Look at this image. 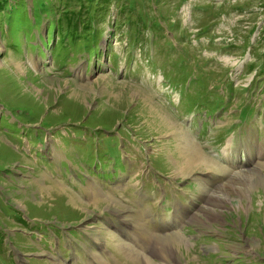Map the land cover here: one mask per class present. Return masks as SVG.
Here are the masks:
<instances>
[{"label": "rangeland", "instance_id": "rangeland-1", "mask_svg": "<svg viewBox=\"0 0 264 264\" xmlns=\"http://www.w3.org/2000/svg\"><path fill=\"white\" fill-rule=\"evenodd\" d=\"M262 151L264 0H0V264H264Z\"/></svg>", "mask_w": 264, "mask_h": 264}, {"label": "bare ground", "instance_id": "bare-ground-1", "mask_svg": "<svg viewBox=\"0 0 264 264\" xmlns=\"http://www.w3.org/2000/svg\"><path fill=\"white\" fill-rule=\"evenodd\" d=\"M181 136L184 137L185 134L183 133V134H181ZM183 139H185V138H183ZM185 145H187V146H185ZM185 145H182V148H181V149H184V151H183L184 152V161H183L184 163L183 162L182 163L186 166L185 169L188 168V171H189L194 165L199 166L201 164V165L209 166V169L215 170V168H214L215 165H214L213 160L211 158H209L208 156H206V154H204L201 150H199L192 141L188 140L185 143ZM262 154H264V151H262ZM183 164H182V166H183ZM249 176H251V175H249Z\"/></svg>", "mask_w": 264, "mask_h": 264}]
</instances>
